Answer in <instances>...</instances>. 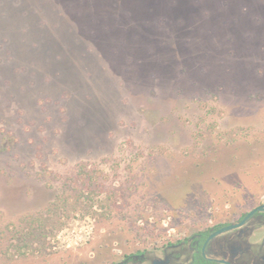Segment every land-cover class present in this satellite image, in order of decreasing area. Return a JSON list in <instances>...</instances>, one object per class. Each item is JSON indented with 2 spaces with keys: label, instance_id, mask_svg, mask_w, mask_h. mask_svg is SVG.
<instances>
[{
  "label": "rangeland",
  "instance_id": "rangeland-1",
  "mask_svg": "<svg viewBox=\"0 0 264 264\" xmlns=\"http://www.w3.org/2000/svg\"><path fill=\"white\" fill-rule=\"evenodd\" d=\"M264 200V0H0V264H99Z\"/></svg>",
  "mask_w": 264,
  "mask_h": 264
},
{
  "label": "flooded vegetation",
  "instance_id": "flooded-vegetation-1",
  "mask_svg": "<svg viewBox=\"0 0 264 264\" xmlns=\"http://www.w3.org/2000/svg\"><path fill=\"white\" fill-rule=\"evenodd\" d=\"M99 264H264V200L181 236L102 257Z\"/></svg>",
  "mask_w": 264,
  "mask_h": 264
}]
</instances>
